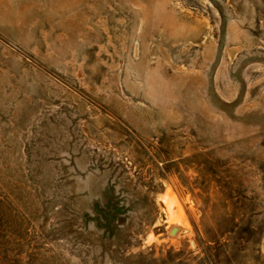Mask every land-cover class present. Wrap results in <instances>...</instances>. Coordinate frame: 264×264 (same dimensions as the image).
<instances>
[{
	"label": "rangeland",
	"instance_id": "1",
	"mask_svg": "<svg viewBox=\"0 0 264 264\" xmlns=\"http://www.w3.org/2000/svg\"><path fill=\"white\" fill-rule=\"evenodd\" d=\"M0 264H264V0H0Z\"/></svg>",
	"mask_w": 264,
	"mask_h": 264
},
{
	"label": "bare ground",
	"instance_id": "2",
	"mask_svg": "<svg viewBox=\"0 0 264 264\" xmlns=\"http://www.w3.org/2000/svg\"><path fill=\"white\" fill-rule=\"evenodd\" d=\"M163 200H164V202L166 204V207H167V213H168L169 222H171V223L175 222V220H176L175 217L176 216L174 217V215H173V207H177L180 210V207L178 205L179 203L177 202L175 196H168V197L165 196V197H163ZM178 220H179L180 224L183 225L184 229L188 228V225H187L186 222H184V221L181 222V219H178Z\"/></svg>",
	"mask_w": 264,
	"mask_h": 264
},
{
	"label": "water",
	"instance_id": "3",
	"mask_svg": "<svg viewBox=\"0 0 264 264\" xmlns=\"http://www.w3.org/2000/svg\"><path fill=\"white\" fill-rule=\"evenodd\" d=\"M164 218H165V216H164ZM174 230H175V227H174V228H172V230H171V234L174 232Z\"/></svg>",
	"mask_w": 264,
	"mask_h": 264
}]
</instances>
